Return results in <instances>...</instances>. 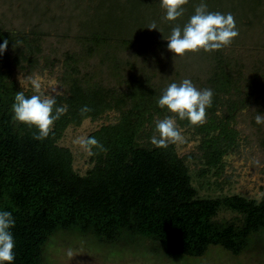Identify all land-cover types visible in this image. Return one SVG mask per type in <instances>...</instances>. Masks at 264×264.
<instances>
[{"label":"trees","instance_id":"obj_1","mask_svg":"<svg viewBox=\"0 0 264 264\" xmlns=\"http://www.w3.org/2000/svg\"><path fill=\"white\" fill-rule=\"evenodd\" d=\"M202 2L211 12L233 15L239 31L234 45L244 46L252 30L258 33L261 43L250 53L248 67L227 52L233 50L231 44L211 52H189L176 62L167 39L175 26L184 27ZM114 8L120 14L116 11L114 16ZM183 8L181 17L168 21L160 0H97V4L94 0L64 4L0 0V44L9 41L0 55V211L11 212L15 219L12 264H43L44 244L60 228L93 232L107 242L134 231L159 242L167 253L191 256L204 255L211 245L241 254L252 237L264 231V196L201 195L187 163L189 156H181L173 143L157 148L144 140L156 117L172 115L158 105L164 90L190 79L198 89L213 91L212 106L206 109L203 125L193 126L178 117L177 123L197 128L202 158L210 168H224V156L239 145L242 120L264 145V123L255 122L257 114L264 115V0H188ZM51 20H62L67 29L63 52L54 58L42 48L44 23ZM153 22L157 29L148 28ZM70 35L80 45L90 41V49L85 53L73 44L68 48ZM17 40L22 44L14 47ZM103 41L133 45L138 41L150 47L151 55L144 54L141 61L150 74L134 82L119 75L104 77V70L119 73L120 63L115 66L117 60L108 46L99 50V66L86 61ZM43 57L52 62L50 68L64 59L59 75L63 91L55 98L57 106H67V112L55 122L49 137L39 141L33 138L35 128L12 119L15 94L23 91L12 77L20 71L43 70L47 66ZM171 66L175 78L165 74ZM23 92L26 97L33 95ZM84 106L91 111L82 114ZM109 112L117 114L115 121L88 136L107 151L93 148V165L82 174L74 166L73 151L60 140L68 126L87 118L98 120ZM222 210L235 215L221 219Z\"/></svg>","mask_w":264,"mask_h":264},{"label":"rangeland","instance_id":"obj_2","mask_svg":"<svg viewBox=\"0 0 264 264\" xmlns=\"http://www.w3.org/2000/svg\"><path fill=\"white\" fill-rule=\"evenodd\" d=\"M65 1L61 0L62 4ZM94 2L97 4V0H94ZM116 11L119 14L121 12L119 9L114 8V16ZM17 13L20 14L18 9ZM64 24L62 20L57 22L51 20L48 25L46 21L44 23L42 48H45L46 52L51 54L50 58H54L55 55H60L58 53L63 52L62 39L67 34ZM106 29L104 28V30ZM249 34L243 42L244 46L243 44L234 45V43H231V46L234 45L233 50H227L238 60L239 64L244 62L245 67H248L252 62L250 53L255 51L253 50L254 46L261 43L256 31L252 30ZM109 37L110 35H107V38ZM238 38L241 39V36ZM66 40L68 48L73 44L75 50L79 49V51L85 52V50L90 49L88 46L91 42L88 40H84L83 45L77 43L73 35H70ZM262 42L264 43V36ZM100 44L101 42L97 45V54L94 52L93 56L86 57L88 63L95 64V66L100 65L102 58L99 50L103 49V46H108L106 49L110 50L112 58L115 57L114 59L117 60L114 63L115 66L120 63L118 66L119 73L114 70L112 72L104 70V77L114 79V76L119 75L123 76L126 81L134 82L142 74H150V70L143 67L144 64L141 62L144 54L151 55L152 49L150 50L147 45L140 44L138 41H135L134 45L131 42L125 44L122 41ZM56 45L57 49L55 50ZM174 58L176 62H179L184 56H174ZM63 61L62 58L53 68H50L52 62L43 57L42 64L47 65L43 70L36 69L31 73L20 71L12 78L16 79L18 86L23 91L37 94L32 85V80H37L40 83L41 93L55 95L54 89L59 93L63 91L59 79L60 72L63 69ZM106 65H108V62ZM169 68L170 70L166 69L168 71L165 74L168 78H175L172 66ZM177 68L180 75L185 78L186 73L183 72V68L180 66ZM99 74L98 76H101V73ZM161 75H164V71ZM116 116L115 112H109L98 120L87 118L80 125H70L66 128L60 144L71 148L74 154V166L80 173L85 174L93 163L91 162V155L75 141L78 137H88L91 132L100 128L102 124L115 121ZM166 116L168 115L156 117L155 121L148 126L149 135H146L144 140L150 141V138L156 134L155 122ZM178 126L182 130L184 139L174 144L181 156H189L187 163L193 175L194 184L199 188L201 195L242 194L257 199L264 196V145L262 146L257 132L255 133L253 128H249L247 122L241 121L240 128H238L240 131L239 145L224 156V168L221 171H217L216 167L210 168L202 158L199 148L201 135L197 133V128H187L180 124ZM262 130L264 131V128ZM234 215V212L230 210H222L219 213V218L229 219ZM69 250L73 253L72 258H69L67 254ZM43 264H264V231L255 234L250 240L248 248L241 254H234L220 245H211L204 255L191 256L167 253L159 242L156 243L154 240L134 231H125L121 239L107 242L102 241L93 232H83L79 228H60L44 244Z\"/></svg>","mask_w":264,"mask_h":264},{"label":"clouds","instance_id":"obj_3","mask_svg":"<svg viewBox=\"0 0 264 264\" xmlns=\"http://www.w3.org/2000/svg\"><path fill=\"white\" fill-rule=\"evenodd\" d=\"M161 7L166 10L165 19L175 21L184 12L183 6L188 0H160ZM149 29H157L153 22ZM239 35L236 22L231 13L227 15L220 12H211L205 3H200L195 8V14L183 28L175 26L170 37L167 39L168 49L175 56H184L186 53L198 52L201 49L205 52L220 50L229 46L233 39ZM9 41L4 40L0 44V55L8 47ZM22 44L17 40L14 47ZM32 85L37 94L26 97L23 91L15 94V101L12 104V119L37 131L33 138L43 141L53 132L56 121L67 112V106H57L56 95L60 93L55 89V95L40 92V83L32 80ZM213 91L211 89H198L190 79H184L179 84L171 83L164 90L158 100L160 108H167L172 114L155 122V133L150 142L157 148H167L170 143L183 141L182 130L177 124L179 120H188L193 126L203 125L206 122V109L212 106ZM88 106L81 109V113L90 112ZM257 124L264 123V115L257 114ZM90 155L92 149L106 152L107 149L95 137H78L75 141ZM15 227V219L9 211H0V264H12L15 260V239L11 229ZM69 258L73 257L71 250L68 251Z\"/></svg>","mask_w":264,"mask_h":264}]
</instances>
